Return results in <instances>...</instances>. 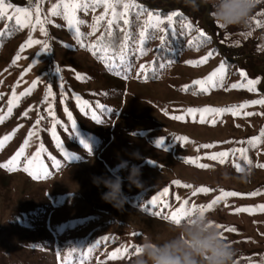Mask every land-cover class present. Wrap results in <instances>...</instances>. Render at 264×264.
<instances>
[{"label":"rangeland","instance_id":"obj_1","mask_svg":"<svg viewBox=\"0 0 264 264\" xmlns=\"http://www.w3.org/2000/svg\"><path fill=\"white\" fill-rule=\"evenodd\" d=\"M6 2L13 8L29 9L35 19V0ZM54 3L57 0H43L40 5L41 19L51 20L44 24L47 35L39 26L35 31L20 28V36L0 50L4 53L0 60V116L4 117L0 122V165L11 160L25 140L29 141L14 171L0 167V264H130L135 246L145 236L164 240L173 235L169 227L173 222L165 217L184 200H188L189 207L207 205L220 195L221 189L243 195L221 200L205 213L215 224L235 228L224 232L236 249L235 264H264V211L257 208L264 205V168L256 166L264 164V137L255 146L248 143L264 130V104L250 103L264 99V0H259L246 26L228 29L214 21L211 6L205 5L207 20L198 13L196 30L189 34L188 41H193L200 31L207 33L211 41L202 48L182 51L152 79H145L153 68L150 49L144 48L145 54L137 62L132 63L128 57L127 70L114 71L108 61L96 57L88 47L94 44L88 35L91 25L103 13V6L87 14L77 13L84 21L80 25L85 34L81 46L67 22L50 15ZM117 10L122 8L118 6ZM3 21L0 20V33L8 26V21ZM30 36L42 43L20 52ZM44 43L48 45L46 49ZM17 53L21 59L13 64ZM209 53L212 55L200 62ZM222 63L225 67L222 79L217 78V87L205 93L199 85H193V81L205 80ZM78 75L83 78L78 79ZM247 80L258 81L254 91L248 90ZM33 81H37L30 93L34 96L26 97L30 106L22 111L32 119L6 124L13 91L19 100L12 111L24 97L20 93ZM234 84L243 86L233 88ZM185 85L189 86L186 91ZM49 87L55 99L50 97L45 102ZM244 104L248 106L235 115L227 112L218 117L214 126L193 122L185 115L189 108ZM49 105L54 118L48 114ZM176 116L184 119H173ZM54 119L60 122L55 136ZM29 132L35 135L29 138ZM5 136L10 139L4 140ZM178 137H187L188 142ZM160 139L164 140L162 146H158ZM203 144L215 146L200 148ZM41 145L40 163L47 168V175L35 166L24 170ZM240 148L248 149L251 165L239 152L231 154L232 149ZM221 151L230 153L226 163L208 158ZM66 153L73 159H66ZM133 153H138L139 158H133ZM189 158L196 163H187ZM121 161H128L129 167L140 166L143 186L130 187L126 179L129 172L121 170L128 203L118 211L101 199L106 189L96 187L92 178L112 175ZM234 163L244 171L237 172ZM198 164L209 167L200 168ZM185 184L193 187H183ZM199 187L212 191L193 196ZM253 192L259 194L249 195ZM154 198L155 205L150 203ZM238 208L252 211L236 212ZM117 249L124 254L113 258Z\"/></svg>","mask_w":264,"mask_h":264},{"label":"snow or ice","instance_id":"obj_2","mask_svg":"<svg viewBox=\"0 0 264 264\" xmlns=\"http://www.w3.org/2000/svg\"><path fill=\"white\" fill-rule=\"evenodd\" d=\"M259 2V0H258ZM36 8H35V19L33 20V13L27 9V8H13V5L10 3H7L6 0H0V20H7L9 22H13L17 28H26L30 27L32 31H35L37 26H39L41 33L44 35H47L46 29L44 28L45 23H51V20H49L47 17L44 19H41L40 14V5L43 3V0H35ZM103 6V13L97 17L94 18V23L91 25L92 32L88 35L95 34L101 24L103 23L104 26V32L100 35L98 40L95 44L88 45L90 49L93 50V54L97 55L98 58L106 60L109 62V67L112 70H127L130 65L127 63V56L129 54V44L133 40V37L130 33L127 32V27L130 24V20L128 19L129 14L133 9H136V17L137 19L143 15L145 12H147L148 20L146 22V27L139 33V43H140V50L143 52L145 42L147 39L154 38L151 34L148 33V29L151 28L153 32L160 31L163 32L164 29L159 28V25L163 23V19L159 16V14H153L152 12L147 11L144 9L141 5L137 4L135 0H128V2H125V0H57V3H54L50 9V15L53 17L59 16L62 17L66 22L67 26L70 31L74 33V38L77 40V42L84 46V37L85 34H83L80 31V25L84 23L83 20L79 19L77 17L78 12H82L84 14H87L88 11L91 9L92 11H95L97 7ZM121 7L122 10L118 11L117 8ZM181 15L180 13L173 12L172 14L167 16V20L169 23L173 21V17ZM155 21V23H153ZM261 21L257 20L256 25L260 26ZM59 26V25H58ZM221 28L222 25H219ZM188 30H191L192 25L191 24H185L183 25ZM8 29L6 28V31ZM122 36V38H121ZM200 37H204L207 39L206 34L203 31H200ZM161 41L164 40L163 36H160ZM199 39V38H198ZM42 41L40 40H33L31 36L26 41L25 44L21 45L20 52L25 51L26 48H30L33 44H41ZM192 41H189V44H191ZM48 45L44 43V48L46 49ZM212 53H209L208 56L203 58L204 62L206 61ZM19 59H21V56L19 53H17L16 57L13 59L12 63L15 64ZM191 63V62H190ZM159 67L163 68L164 65L161 64ZM224 64L222 63L220 67L214 71L212 74H210L205 80L200 81H193V85H199L200 91L208 92L211 88H215L218 86L217 84V78L219 77L222 79L221 73L224 69ZM57 71H59L57 69ZM141 71H145V66H141ZM242 75H244L242 73ZM78 79H82L83 77L77 76ZM258 83V81L255 80H247V86L249 91L255 90V85ZM37 85V81H33L32 86L28 88L26 91L20 93V96H26L29 95L33 88H35ZM61 87L62 82H61ZM243 85H232L233 88L235 87H242ZM189 88L188 85L184 86L183 90H187ZM55 99V93L51 87L48 88L46 94H45V102L49 100V98ZM77 101H80L79 97H76ZM19 97L16 95L15 91H13L12 99L9 100V106H8V113L11 114L12 107L14 106V102H18ZM252 104H264V99L261 100H255L250 102ZM85 107H87V102H84ZM247 104L239 105V106H232L230 108H213V107H204V108H189L185 110V115L192 118L193 122H198L201 124L209 123L211 125H215L217 123V118L222 116L224 113L232 112L233 115L237 113V111L247 107ZM83 110V109H82ZM65 111L67 112V108H65ZM49 116L55 117V112L53 110V107L49 105L48 109ZM197 114L198 118H197ZM245 115H252V113H244ZM25 116L28 115L27 112L24 113ZM69 120L72 119L71 113H68ZM4 117L0 116V122H3ZM43 119V117H41ZM173 119L183 120V116H176L173 117ZM40 120L36 121V125H39ZM60 122L58 120L54 119L53 122V135L55 136V127ZM73 123V128H75V121ZM33 135H35V132H29V138H31ZM261 137H264V130L261 131V135L258 137L251 138L248 143L255 146L257 142L260 141ZM4 140L10 139L9 136H5L3 138ZM180 141L188 142L187 137H178L177 138ZM29 141L25 140L24 145L17 151V153L11 158L10 161H8L4 165H0V167H7L9 170H15L16 167L19 165V158L23 155L25 147L28 145ZM83 143V142H82ZM3 141H0V146H2ZM164 144V140L160 139L158 141V146H162ZM58 147H60L59 141H58ZM215 145L213 144H203L200 145V148L208 149L212 148ZM85 148H88V146L85 144ZM199 150V149H198ZM43 151V146L41 145V149L37 151L31 160H28L27 165L25 166V171H30V168L35 166L38 169L42 170L45 175L48 174L47 168L44 167L40 163V156ZM247 148H240V149H232L231 154L235 155V153L239 152L240 156L244 159L245 163L248 165L252 164V161L248 159L247 157ZM230 153L228 151H221L211 154L208 158L211 160H218L220 164H224L227 162V158L229 157ZM65 158L68 160L73 159V156L69 154H65ZM53 163L57 168L60 167L59 163L55 161L54 158ZM199 159V158H196ZM187 163H196V160H193L189 158L186 160ZM200 168H208L209 166L207 164H198L197 165ZM257 167L264 168V164H257ZM234 167L237 172H243L244 169L240 166L239 163H234ZM31 174V172H30ZM174 183L179 184V181H175ZM183 187L186 188H192V185L185 184ZM166 191V190H165ZM212 191V189H209L207 187H199L196 188L192 195L195 196L197 193H208ZM258 192L250 193L249 195H258ZM243 195L241 193L235 192V191H224L223 189L220 190V195L217 196L214 200L211 201V203L207 205H192L191 207L188 206L189 202L188 200H184L181 205L176 208L173 212H171L170 215L165 217L166 219H169L173 223L179 224L182 220H184L186 217L190 216L192 213L196 211L200 212H206L208 210H211L214 206H216L221 200H226L228 197H236ZM179 199V197H177ZM157 198H154L152 201H150L151 204L155 205ZM164 207L167 208V203L164 204ZM258 210L264 211V205L257 206ZM236 212H244L248 211L251 212L252 209L248 208H238L235 210ZM156 215H160V212L155 213ZM215 226L218 229H223L222 234L224 232H232L235 231V228H231L225 225L215 224ZM128 250L125 248L124 252H127ZM139 251V246H135V252ZM124 252H121L120 249H117L115 253H113V258L117 257L118 255H123Z\"/></svg>","mask_w":264,"mask_h":264},{"label":"clouds","instance_id":"obj_3","mask_svg":"<svg viewBox=\"0 0 264 264\" xmlns=\"http://www.w3.org/2000/svg\"><path fill=\"white\" fill-rule=\"evenodd\" d=\"M185 6L199 10L210 5V16L224 29L246 26L251 19L258 0H183ZM138 159L139 154L133 153ZM127 170L129 186L141 188V169L138 165L129 167L128 161H121L110 176H93L96 187H103L101 199L118 211L128 203L123 186L125 178L119 172ZM169 238L160 240L145 236L139 251L132 256L130 264H235L236 249L233 243L215 226L205 212L196 211L179 224L171 223Z\"/></svg>","mask_w":264,"mask_h":264},{"label":"trees","instance_id":"obj_4","mask_svg":"<svg viewBox=\"0 0 264 264\" xmlns=\"http://www.w3.org/2000/svg\"><path fill=\"white\" fill-rule=\"evenodd\" d=\"M137 4L141 5L144 9L149 12H152L154 15L159 14L163 23L159 25V28L164 29L163 32L155 31L151 28L148 29V33L154 36V38L147 39L145 42V50L150 49L152 55V64L153 68L150 71H147V76L145 79H152L159 75V72L163 71L165 67L175 61V58L180 55L182 51L191 50L194 48H202L211 41V37L206 33L207 39L200 37V33L194 35V39L191 44H189V34L195 32L196 30V17L198 13L205 17L207 20V7L202 5L199 10H193L192 8L185 6L183 0H136ZM136 9L132 10L128 16L130 24L127 27V32L131 34L133 40L129 44V54L127 56L132 60L131 62H137V59L144 55L145 52H140V43H139V33L146 27V22L148 20L147 12L141 15L138 19L136 17ZM173 12L180 13L181 15L173 17L171 23L168 22L167 16ZM3 21V20H1ZM4 22V21H3ZM7 31L3 29L0 33V50L7 47V45L14 41L20 36V28H17L13 22H7ZM155 23V21H153ZM185 24H191V30L183 27ZM104 32L103 23L98 31L91 35L94 44ZM160 36L164 37V40L161 41ZM201 38L198 40L197 38ZM122 38V36H121ZM198 40V42H197ZM93 52V50H92ZM4 53L0 52V60L4 58ZM98 57L97 55H95ZM144 61V60H143ZM163 64L164 67L161 68L159 65ZM11 68H14L13 65H10ZM33 94H29L21 98L20 103L13 108L12 113L10 114L9 119H6L5 123L9 124L15 120L20 122L30 121L32 118L23 114V110L29 108V103L26 100V97H32Z\"/></svg>","mask_w":264,"mask_h":264}]
</instances>
